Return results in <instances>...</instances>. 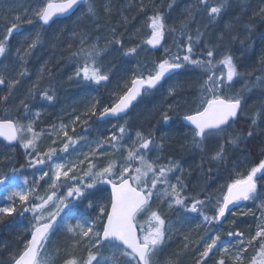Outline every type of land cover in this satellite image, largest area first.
<instances>
[{
	"label": "snow or ice",
	"instance_id": "6c2138e0",
	"mask_svg": "<svg viewBox=\"0 0 264 264\" xmlns=\"http://www.w3.org/2000/svg\"><path fill=\"white\" fill-rule=\"evenodd\" d=\"M79 0H46L45 3L38 6L33 15L42 25H49L54 17L68 13ZM227 0H218L216 4H210L209 0H196L190 8L186 9V17L181 22L179 29L169 28L166 24L162 13L155 11L151 16L147 17V26L151 29L150 36L144 43L153 49L158 48L165 39L166 32L179 31L181 41L177 43V47L182 48L184 54L174 53L167 55L171 50L164 48L165 58L154 64V68L149 70L147 74H133L129 84L124 85V92L118 95L116 102L110 107L105 106L99 112V119L106 117L120 118L121 114L126 113L129 107L141 95L149 94L152 90L163 88V82L166 79H172L179 75L181 70L192 66L203 74L200 83V104L191 112H185L182 120L187 122L190 133V143L193 148L204 150L206 142L211 139L219 141L218 147L210 155V160L215 162H223L226 158V146H236L239 141L244 138H251L255 135L258 120H264V102L261 107L250 118L251 125L246 133L232 132L234 123L237 119L245 114L246 97L245 93L251 92L254 88H264V56H261L259 67L252 71L241 72L237 63L234 61L232 54H224L220 58H216L214 49L209 47L205 53L206 59L197 58L194 54V45L201 40L202 33L197 28L196 35L187 30L188 24L191 22L196 13L201 10L206 11L210 19H215L224 9ZM264 4V0H262ZM146 5L141 3L139 10L145 11ZM155 8V5H153ZM171 7V5H169ZM105 11H108L105 6ZM88 14L96 16V9L92 3H89ZM254 15L264 18V6L259 7ZM7 23L0 34V57H5L8 51L9 41L14 33L18 31L22 24L31 25L33 19L31 17L14 16L5 18ZM97 27H99L97 25ZM112 37L108 39V44L121 45L122 40L116 35L115 29H112ZM223 39V37H221ZM40 42V34L37 33L31 38L26 47L23 49L25 55L38 46ZM86 39L84 34H80V48L72 53L73 57L82 61V66L78 67L75 75L78 78L101 85L102 82L109 81V74L102 70L98 64V58L101 57L105 48L93 43L84 47ZM139 45L127 47L124 50L125 56H132L138 53ZM21 49H17L19 52ZM23 60V57L20 58ZM219 68V71L217 70ZM259 71L260 75H255ZM45 72V67L40 69L41 75ZM20 77L26 75V70H22L18 74ZM247 76L251 83L246 84L239 91H233L235 83L241 77ZM20 83L18 78L7 80L3 74H0V85L7 86L9 95L0 97V103H6L11 95L14 87ZM179 85H170L167 88V95L172 96ZM32 95V90L29 96ZM40 95L46 101H53L54 94L49 90H41ZM21 105L25 111L27 123L20 120H3L0 121V137L12 142L21 141V146L26 150L36 153V156L29 162L30 166L45 165L56 156L57 149L50 148L47 152L40 153L37 151V140L40 133L34 130L33 124L39 119L40 113L36 112L34 118L28 115V105L22 100ZM177 105L168 104L166 110L161 112L162 120L165 124L173 119L170 112H174ZM92 116L97 115L96 105L93 104L89 109ZM89 113L86 112L87 116ZM76 122H81V117L75 118ZM83 124H87L85 119ZM117 127L119 135L113 133L107 137H101L89 144L90 151L84 153V159L79 164L87 161V169L82 177L72 176L77 167V162L55 163L50 166L51 183L49 189H57L61 186L67 187V193L63 197H56V211H47L48 205L56 196L55 191L51 194L41 196L36 185L30 190H22L19 186L10 190L7 199L12 201L9 206L0 207V217L12 216L19 214L23 216L25 213L31 214V238L24 244L23 250L16 256L12 257V264H53V259L47 254L46 246L50 240L51 234L59 227L57 218L64 213L61 220H67L66 231L73 237L74 245L82 244L87 250L88 255L85 260L78 261L76 258H70L64 261V264H158L159 255L163 250L167 234L171 231L170 226L166 224V220L162 217L158 209L151 207L154 197L163 203L168 201V208L183 209L185 213H195L203 218V222L207 224L220 223L230 210V205H237L240 201H254L259 211L256 217L257 229L254 235L247 240L244 239V233L240 231H228L227 237L236 239V251L232 252L233 245H225L220 249L222 251L221 258L215 261V264H226L224 256L231 259L232 264H243L244 253L251 247L258 248L255 256L252 257L250 264H264V196L259 186L264 181V160H261L257 166L251 167L246 175L235 179L227 185V192L221 198H217L212 204L214 209L213 215H208L204 209L208 206L205 200L197 197L189 198L182 195L186 187L183 182V169L178 161H169L167 164H158L152 160L148 153L153 149L160 150L163 143H158L154 135L149 132L144 134L140 131L135 133V140L132 146L128 148L124 165L117 168L115 159H110L107 164L101 168H97L91 159L92 157H100L107 155L106 145L119 151L124 145L125 137L128 135L126 124ZM67 125L61 124L59 132L65 137V142L59 149V152L68 153L70 148H75L80 140H86V136L78 137L70 136ZM75 127L72 131L75 132ZM163 139V138H161ZM55 143V141H53ZM101 149H105L101 151ZM46 158V159H45ZM213 169L209 167L208 172ZM175 183L171 182L174 173ZM49 176V172H43L40 180H44ZM62 178L67 180H78L74 185H60L58 182ZM87 178V179H85ZM8 176L0 177V184H5ZM27 184V178L23 181ZM38 181L36 184L38 185ZM97 185H110L111 192L107 203L96 205L98 215L94 219H89L84 214L79 217L70 215L72 212L73 200H89L92 195L90 189H95ZM158 185L161 187L158 188ZM35 193L34 198L30 201L29 197ZM39 200V203H35ZM209 202L211 197L208 198ZM19 204V209L16 204ZM88 207H93V203L89 200ZM68 210V211H65ZM251 212V210H249ZM145 215L143 223L137 219L141 214ZM247 215L248 213H244ZM256 215L255 212H251ZM232 215H236L235 212ZM191 217L186 216L185 221ZM71 221H75L73 224ZM221 236L219 234L210 238V242L205 243L203 251L199 252V258L196 264H205L207 258L213 253L214 249L220 247ZM187 247V245H186ZM107 249L109 255H104ZM170 264V262H168Z\"/></svg>",
	"mask_w": 264,
	"mask_h": 264
},
{
	"label": "trees",
	"instance_id": "16d2710c",
	"mask_svg": "<svg viewBox=\"0 0 264 264\" xmlns=\"http://www.w3.org/2000/svg\"><path fill=\"white\" fill-rule=\"evenodd\" d=\"M105 1L106 0H94L92 2L96 9V16H90L88 13H86V9H88L86 5L83 10H81L76 16H74L73 19L68 20L67 22H63L60 27L56 28V30H58L59 28L67 29L70 40L66 44H64L63 42V44L66 45V49L58 51L54 54V48L57 47L56 43L59 45V43L62 42L56 41V43L53 44L54 48L51 51L47 61L46 59L45 61H34V65L37 64L39 66L38 75L34 77V74L32 72L33 75L30 76V71L26 72V78H24L25 80L22 81V93L23 91H26V93L28 92L27 96L29 99H32L30 98L32 96H29L30 90H32V92L34 93L35 91H37V93H35L36 96H33L37 102L44 100L42 99L39 92L41 90H49L52 94H54V96H57V103L54 102V104H57L58 108H56L55 105H52V107L47 108L48 110L43 109L41 113L47 115L54 114L55 116L59 115L61 116V119L59 122L53 123L55 124L53 129L55 130L52 129L53 131L50 134H46L45 136L43 135V141H40V139L42 138V134H40L39 139L37 140V151L40 153H44L47 152L50 148H56L58 154L56 156H53L52 160L48 161L45 165H37L36 167H32L30 165H26V163L30 162L32 159H28V157L23 154H20V156L16 154L14 157L13 155H10L8 152H6L5 150L7 147L0 143V177L7 175L11 178V182L8 185L9 187L13 185L14 180L12 178L14 177V175H17V177H20L23 181L25 178H27V184H25L26 191L30 190L33 185H36L37 190L39 194H41V196L51 194V192H53L54 190L49 188L44 190V182L43 180L39 179L43 172H50V166H54L55 163H66L67 158L74 151V153L76 154V158L74 161L77 162V167L74 172L70 173V175L82 177L84 171L86 170L87 161H85V163L82 165L79 164L78 161L81 159L82 154L80 151L76 150L81 149V147L85 145H88V149L90 151L89 144L92 141L98 140L101 137L110 136L113 134V131L118 132L117 127L115 126H119L121 124H126V127L129 126L126 119L116 122L108 121L100 123L98 121L99 112L101 111L100 106L105 105L110 107L112 105L109 104L111 102L107 97V92L103 90V87H96L94 83L84 81L83 79L78 78L75 75L77 68L82 66V61L72 56V53L78 51L81 46L80 34H84L86 39L84 47H87L88 45L93 43H98L100 47L105 48L103 55L98 58V61L102 60L106 57L107 46H117L116 44L107 43L108 39H110L113 35L112 29H115V33L122 40V44H126V42L128 41L127 37H125L124 33L121 30V28L128 23L127 21H123V18H125L124 15L130 11L132 13L144 12L139 10L140 6L131 7L130 2H133V0H108L109 8L108 11H105L102 8V3ZM153 1L154 3H151L149 0H140L141 3L147 6L146 11L149 12V14L144 18L140 29L137 32H134V34L139 32L142 33L144 32V30H148L147 17L151 16L155 11H157L158 7L161 8L163 16L167 14V8L169 7V3H171L172 0ZM253 1H256V5H253ZM1 2L3 1L0 0V3ZM217 2L218 0H209L210 4H216ZM189 3L190 5H192L196 3V0H182L181 7L185 6V8L181 10L180 13L185 12V14L180 17L183 19V21L187 15L185 10L190 6ZM153 5H155V8L153 7ZM261 6H264V4H262V0H227L226 6L215 19L208 18L203 21L202 17L199 14H196L193 20L189 22L187 29L193 35V37H195L196 35L197 28L202 33L200 42L194 45L195 56L197 58L206 59L207 57L205 53L207 51V48L211 47L214 49L215 45L213 44L215 40L213 38L217 37L218 35L220 37H223V39H221L222 44L217 43L220 45L218 50L215 52V56L217 59L220 58L217 56L220 53L232 54L234 61L237 63L238 68L241 72L252 71L254 68H258L260 58L261 56H264V18L260 17L259 15H254V13ZM3 7L5 6L2 5L1 8ZM117 16L121 18V28H118L116 24ZM32 19L35 20L36 17L33 15ZM129 20H131V18ZM97 25L99 27H97ZM76 27H78V32L75 31L74 33L73 29ZM247 27H250L252 31L247 32L245 30ZM90 31H92L91 34ZM34 32H36V29H34ZM168 34L169 33L166 32V40L164 39L163 48H165L168 43L174 40L178 43L182 42L179 31L172 33L170 39L167 38ZM44 42L47 43L45 35L40 39V43ZM174 46V49L170 52L174 51L173 54H184L182 48L177 47V43H174ZM147 50L150 51L149 48H147ZM57 56H59L60 59H65V61H54ZM163 58L165 57H163L162 53L159 51L158 54L155 55V61H153V65ZM133 60L134 58L132 59V61ZM42 66L45 67V72L41 75L40 69ZM28 67H31V65L28 64ZM141 68L142 67H140L139 69ZM217 70L219 71V68ZM117 72H119V68L117 69ZM255 75H260V72H255L254 76L252 77L253 80L255 78ZM114 76H116V74L110 76L109 79ZM131 79V76L126 78L125 84L130 85ZM202 79L203 74L199 71V69H195L192 66H187L186 69L181 70L179 75L174 76L170 80L168 79L163 88H160L158 91H166L170 85H179V87H177L173 98H170L169 101H165V104L159 107L161 108V112L166 110L168 104H173L175 95L178 94L180 90L187 89V96H191V94L197 93L195 89L200 86ZM38 81L42 83L41 86L37 84ZM111 81L112 84L107 86V88H112L114 84L113 79ZM71 83H73L74 87H76L75 90H80L83 92V94L89 93L90 91L91 93H93L91 96L95 101L94 104L96 105L97 115H91L90 120L87 124H83L82 120L81 122H76L74 124L73 122L69 121L68 116H65V111L61 113V110L64 108L62 107L63 100L61 98V88H64L67 84L71 85ZM75 83L79 85H76ZM249 83H251V80L247 76L241 77L235 83L233 91H239ZM124 90L125 88L120 91L118 95H121ZM117 96H115L113 102H116ZM245 97L246 100L248 98L250 99V101L246 102L247 106L245 108V112H248V116H245L244 114L237 119V121L233 125V128L230 129V131L234 133L247 132L248 128L251 125L250 118L254 115V112H256L261 107V103L264 102V88H254L251 92L245 93ZM146 101L147 100L145 97L144 100L133 110L134 113H144L142 115L143 117L145 116L144 120L147 117L150 118L148 120H145L141 124V129L143 130V132L145 130L154 131L155 128L157 129V132L153 133L155 135L156 141L158 143H163L164 145L162 155L164 157L173 159V161H178L181 168L183 169V182L186 187L184 188V191L182 193H185V196H188L189 198L197 197L201 200H205L208 206L204 209V211L206 212V214L213 215L214 209L212 208V204L215 203V200L217 198H221L224 195V192L221 196L218 195L211 197V201L209 202V197L202 194L201 188L203 186L201 187V183L205 181L204 187L206 186L207 188H212L213 182L211 178H213L214 180L225 179L228 184L232 183L234 181L232 176L238 166V163H240V161L242 160V156H247L250 159V167L257 166L261 160H264V120H258V126L256 127L255 135L253 137L247 138V141L242 139L236 146H226L225 160L223 162H215L210 160V155L218 147L219 141L217 139H211L206 142L203 151L198 148H193L190 143L189 129L184 127L183 124H174V126L172 124L176 118L177 120H179V118L181 117L180 114H178L176 111L170 112L169 114L172 115L173 119L167 124H165L162 119L160 123H155L153 121L156 117L152 116L153 113H147L145 115V112L148 109V105L141 108ZM29 105L31 106V102H29ZM5 106L6 105L0 103V121L6 120V109L4 108ZM248 106H250V111L248 109ZM23 111L24 110L17 112L16 117L18 118H16V120H27L24 116L25 113ZM79 112V110L75 111L73 114L74 117L79 116ZM183 114L184 113H182V115ZM45 119L46 116H43L40 119L35 120L36 126L34 127V130L36 132L41 133L40 131L43 128L51 129L52 124H50V122L48 123ZM61 124L67 125L66 130L68 131L69 135L72 134V128L75 127V132L84 134L87 139L80 140L74 149H69L68 153L59 152V149L62 147L66 139L59 132V126L57 127V125ZM150 131L144 132V134H148ZM117 135H119V133ZM53 141H55V143H53ZM123 142L124 141H122V143ZM105 147L107 149V155L97 157L93 160V162L96 164V167L101 168L105 166L110 159L116 160L117 167L122 166L125 162V158L121 152V148L119 151H117L107 145ZM175 147H180V150H182V155L176 152ZM104 150L105 149H101V151ZM183 155L185 157L187 156L188 159L183 158ZM188 161L193 162V166H191ZM209 167L213 169L211 173L208 172ZM176 175H180V173L177 172ZM193 177H197L194 186L189 183V180ZM203 177L206 178V180L203 179ZM37 181L39 182L38 185L36 184ZM64 182L65 180L62 178L60 185H65ZM263 183L264 181L260 182L259 186L261 187V189L263 188ZM70 185L72 184L70 183ZM95 194H93L92 197L97 198V203H107L109 198V193L107 190H104L101 187L98 188V191ZM57 195L58 193H56L55 197H57ZM34 196L35 193H32L30 195V201L34 198ZM262 196H264L263 191ZM91 198H89V200H91ZM89 200H83L79 203L73 202L72 211L77 209L78 205L85 206L89 204ZM156 201L157 199L156 197H154L153 203ZM39 202L40 201L35 200V203ZM165 202L168 204L167 200H165ZM10 204L11 203L3 202L0 199V207L9 206ZM16 207L19 209L20 205L17 203ZM176 209L180 210L183 215L188 217L199 216L195 213H185L183 209ZM249 210H251V212H255L256 215H252ZM240 211L242 212V214L248 213L247 215L249 216L236 224L231 231L243 232L244 239L247 240L250 236L254 235L257 229L258 221L256 217L259 216L260 213L256 208V202L241 208ZM70 214L74 215L73 212H71ZM63 215L64 213H61L59 219H61ZM74 216L78 217L77 214H75ZM58 225L59 227H57L52 233V237H55V239L59 236H63L67 232L66 223L64 221L59 220ZM207 226L208 230L204 231V233H196L195 231L192 234L188 230L184 231L181 234V238L184 240V244L180 246L178 251L175 249V253L177 251L176 255L175 253L168 255V258L165 261L170 262V264H196V261L199 258V252L203 251L205 243L210 242V238L217 234L221 236L220 247L213 250V253H211L209 258L206 259L205 264H215V261L221 258L222 251L220 249H222V247L225 245H233L231 251H236V239L227 237L226 233L228 231L226 233H221L222 228L217 227L215 224H207ZM0 229L17 233L16 237L19 239L20 247L18 248V251L13 255L16 256L23 250L25 242L31 235V214L25 213L23 216L19 214H13L12 216L0 217ZM51 244L53 245V241L52 243H50V245ZM176 245L177 244H175L174 246L176 247ZM255 249L257 248H249L248 251L243 254L244 258L250 260L254 256ZM183 250L184 253H182ZM1 257H4L5 260H1ZM12 257L1 254L0 264H12ZM73 257L77 259L79 258L76 255ZM86 258L87 257H83L84 260ZM224 258L226 264H228L230 261L228 256L225 255ZM160 263L163 264L164 262Z\"/></svg>",
	"mask_w": 264,
	"mask_h": 264
},
{
	"label": "rangeland",
	"instance_id": "374dc122",
	"mask_svg": "<svg viewBox=\"0 0 264 264\" xmlns=\"http://www.w3.org/2000/svg\"><path fill=\"white\" fill-rule=\"evenodd\" d=\"M2 1L3 2L0 3V9H1L2 5H4L5 7H9V9L12 8V6H16L20 10L30 9V10H27L25 12H28V14L26 16L27 17H31V18L33 16L34 10L38 6H40V5H42L43 3L46 2V0H2ZM93 1L94 0H89L90 3H92ZM252 3H253V5H256L255 4L256 1H253ZM28 4H29V6H28ZM181 4H182V0H172L171 3H169V5H171V7L167 8L168 9L167 10V14L164 15L166 24L168 25L169 28H173L174 27V28L179 29V27L181 25V22L183 21V19L180 16L185 14V12L180 13L181 10H183L185 8V6L181 7ZM189 5H190V3H189ZM105 6H107V9L109 8V1L108 0H106L105 2L102 3V8L104 10H105ZM190 7H191V5L189 6V8ZM157 11L162 13L161 8H159V7H158ZM86 13H88V9H86ZM196 14H199L202 17L203 21L209 18L207 13H206V11H201V12H198ZM11 15L12 14L8 10L7 14L2 17L1 23H0V25H2V26H0V27H2V30H0L1 31L0 34L3 33V29H4V27H5L6 23H7L5 18H9L10 19ZM15 16H20V14L15 15ZM12 17H14V16H12ZM21 17H25V16H21ZM34 23L36 24L35 20H34ZM147 24H148V22H147ZM24 28H25V26L22 24V26H21V28L19 30H23ZM245 30L247 32H251L252 31V29L250 27H247ZM43 32H44V30H40L38 28V29H36V32H34V30H33V32L29 33V35L27 33H20L19 35H14V41L15 42L18 41L19 46L17 45V47L19 49H21L19 51V59H18L19 61H21L20 58L21 57L24 58V56H28L27 59L33 58L34 53L41 48V43L39 42L38 46L36 48L32 49L28 55H25V52L23 50L26 47L27 42L31 38H33L37 33L40 34V39L43 38L44 35L46 37H48V39H49L48 43H51V44L52 43L55 44L56 41H60V40L62 42H64V44H66L70 40V36L68 35L66 28H59L58 30H56V28H55V29H52V30L48 31L47 33H43ZM150 32H151V29L148 27V30H144V32H142V33L141 32L137 33V35H139L138 38L135 41H127L126 44H123V47H121V45L107 46L106 47L107 48L106 49V57L104 59L98 61V64L100 65L102 70L107 72L109 74V77L114 75V74H116V76L110 78L109 81L102 82L101 85H96L95 84L96 87L97 86L98 87H103V90L107 92V97H108V99H110V102H111V103H109L110 105L115 103V102H113V99H115V96H117L119 94V92L124 89L123 87H124L126 78H128L129 76L133 77L134 73L135 74H140V73L147 74V72L149 70L154 68L153 61H155V55L158 54L159 51L162 53V56L165 57L164 49H160L158 51H155V49L154 50L151 49L150 46H148V45H146L144 43V41H146V39L149 38ZM168 33L169 34H168L167 38L170 39L173 32L169 31ZM213 39L216 42V43L214 42V44H213V45H215L214 52H216L218 50V48L220 47V45L217 44V43H221L222 44L221 37L217 35V37H214ZM11 40L12 39H10V41H9V47H8V53L7 54H9V53H11L13 51V47H12V43H11L12 41ZM137 45H139L137 54L132 55V56H125L123 54L124 50L127 47H132V46H137ZM166 45H167V43H166ZM165 47H168V48H170V50H173L174 47H175L174 46V41L168 43V45L165 46ZM147 48H150L151 51H148ZM173 52L174 51L168 53L167 55L170 56V55L173 54ZM147 53H148V55H147ZM224 54L220 53L217 56L221 57ZM14 56H16V53L14 54ZM133 58H134V60L132 61ZM19 61H13V63H16V62H19ZM140 67H142V68L139 69ZM118 68H119V72H117ZM1 74H3L5 76L6 84H7V80L15 79V78L19 79V77H20L18 75L19 74L18 72H14L13 75H11L10 72L7 73L5 71V69H3ZM37 75H38V72L34 74V77H36ZM112 79H113V83H114L112 88H107V86L112 84V81H111ZM23 80H24V78H22L20 83L17 84L14 87V89L11 92V95L9 96L8 101L6 103H2L3 105L7 106V107L6 106L4 107L6 109V111H5L6 120H16V118H18L16 116H14V114H15V112L17 113V111L20 112V111L24 110L22 105H21V101L22 100L28 105V109H29L28 115L33 116V118H34V114L36 112L40 113L39 119L41 117H43V116L47 117L48 116L47 114H42L41 112H42L43 109L48 110L47 108L52 107V105H55V107L58 108V105L54 104V102L57 103V96H55V99L53 101H51V102H47L45 100L37 102L35 100V98L33 97V96H36L35 93H37V91L34 90L35 93L32 92V95H31L32 97H30L32 99H29L28 96H27L28 92L26 93V91H23V93H22V85H23L22 81ZM68 83H70V82H68ZM77 83H75V84L79 85ZM6 84L5 85H0V93H1L0 96L1 97L5 96V95H9V90H8ZM37 84L39 86H41L42 83L40 81H38ZM66 87L72 88V89L76 88V87H74L73 83H71V85L67 84ZM17 90H18V93H19V97H16L17 96L16 95L17 94ZM184 91L187 93L188 90L187 89L180 90L178 92V94L181 93V92H184ZM195 91H197V93L191 94V96H187L186 98H184L182 101H179V102L177 101V97H176L177 94L175 95V99L173 100V104L177 105L175 111L178 114H180L181 117L179 118V120H177V118H176L173 121V123H172L173 126H174V124H176V125L182 124V121H183L182 120V113L194 111V109H196L199 106V102H200V86L198 88H196ZM92 94L93 93H91V91L89 93L83 94V98H82L83 101H81V103L72 102L71 113L74 114V112L77 111V109H79V111L81 112L85 107H87V106L91 107L95 103L93 97L91 96ZM25 96H26V98H25ZM173 96H174V94L172 96H168L167 95V91H163V92L162 91L161 92L157 91L155 93L147 94L146 95V100L147 101L142 105L141 108H143V107L148 105L147 106L148 109L145 112V115L147 113H153L152 116L156 117V118H154L153 122L160 123L162 117H161V108H159V107L164 105L165 101H169L170 98H173ZM247 101H250V99L248 98L246 100V102ZM29 102H31V106L29 105ZM100 107H101V110H102V108L105 107V105H102ZM248 109L250 111V106H248ZM63 111H65V116H68L69 121H71V122L75 121L76 117H74V115H70L71 113L67 112L64 108L61 110V113ZM23 112L25 113V111H23ZM143 114L144 113H141V112H137V113L133 112L129 116V118L126 119L127 124H129V126L127 127L128 135L125 137L124 142L122 143L124 146L121 147V152H122L124 158L127 156L128 148H130L132 146V143L135 140V133L137 131H140L142 133L150 131V130H145L143 132V130L140 127L141 124L145 120L150 119V118L147 117L144 120L145 116L143 117L142 116ZM24 116L26 117V114H24ZM245 116H248V112H245ZM20 121H22L23 123H27L28 122V120H20ZM35 126H36V123L33 124V127H35ZM54 126H55V124H52L51 125V129L43 128L40 131L41 132L40 134H42V138L40 139V141H43L44 136L46 134H50L53 130H55V129H53ZM58 126H60V125H57V127ZM150 132L154 135V133L157 132V129L155 128L154 131H150ZM113 133L118 134V132H116V131H113ZM80 135H84V134L78 133V132H72V134L70 136L78 137ZM154 137H155V135H154ZM244 140L247 141V138H244ZM175 148H176L175 149L176 152L178 154L182 155V150H180V147H175ZM5 151L8 152L10 155H13L14 157H15L16 154L18 156H20V154L26 155L28 157V159H33L36 156V153L32 152L30 149L29 150L24 149L21 146V141L20 140H18V143H17V145L15 147L6 148ZM76 151H80L81 152L82 157H81L80 160H83L84 159V153L89 152L88 145H85V146L81 147V149H77ZM162 152H163V148L160 149V150L153 149L151 152L148 153V156L152 160H155L158 164H161V165L167 164L169 161H173V159H170L168 157H164L162 155ZM75 158H76V154L73 151L69 155V157L67 158L66 163L74 161ZM96 158L97 157H92L91 159L94 160ZM241 159L242 160L240 161V163H238V166L235 169L234 174L232 176L233 180L239 179V178H241V176L246 175L247 172L249 171V169L251 168L249 166L250 159L247 156L246 157L242 156ZM79 161H78V163H79ZM26 165H30V163L27 162ZM117 168H119V167H117ZM86 169H87V166H86ZM175 175H176V173H174L172 175V177H171V182L172 183L176 182L175 178H174ZM12 179L14 180L13 185L11 187L8 186L7 188H5L0 193V199L3 202L12 203V201L7 199V196L9 195L10 190L12 188L19 186L22 190H25V184L23 183V180L20 177H17V175H14V177ZM85 179H87V178H85ZM196 179H197V177H193L192 179L189 180V183L194 186L195 183H196ZM203 179L206 180V178H204V177H203ZM211 180L213 182L212 183V188H207L206 186L204 187L205 181L201 183V187L203 186L201 188L202 194H204V195H206L208 197H213V196H218V195L221 196L223 194V192H224V194H226L228 183L226 182L225 179L214 180L213 178H211ZM43 182H44V187H43L44 190L48 189L49 188L48 185L51 183V171L49 172V176L44 178ZM60 182H58V183L60 184ZM78 182H79L78 180H73V181H65L64 183H65V185H70V183L72 185H74V184H77ZM262 185H263L262 191L264 192V183ZM103 186L104 185H97V187L95 189H90L89 192H91L92 195H93V194H95L98 191V188H101V187L103 188ZM160 187L161 186L158 185V188H160ZM53 190L56 193H58L57 197H63L67 193V187L66 186H61V187H58L57 190H55V189H53ZM92 195L89 198H91ZM182 195H185V193H182ZM96 200H97V198H95V197L91 198V201L93 203V207H91V208L88 207V204L85 205V206L78 205V208L75 209L72 212L74 213V215L78 214V217L81 214H84L90 220L94 219L98 215V210H97L96 205L102 204L100 202L97 203ZM81 201H83V199H81V200H73V202H75V203H79ZM152 203H153V200L151 202V207L153 209H158L159 210V212L161 213L162 217L166 220L167 225L170 226V228H171V231L167 234V238H166L165 244L163 245V250L160 253L159 260H158V264H161L159 261H163L164 262L163 264H168V261H165V260H167L168 255H170L172 253H175V250L173 249V246L177 243V240L180 239V241L178 243L180 246L184 244V240L181 238V234L184 231L188 230L192 234L195 231H196V233L197 232L198 233L199 232L204 233V231L208 230V226H207V224L205 222H203V218L200 217V216L191 217L190 220L185 221V217L186 216L183 215L180 212V210L176 209L175 207L172 208V209H169L168 206H167V203L165 201L163 203H161L159 200H157L153 204ZM252 203H255V202L251 201V204ZM47 211H52V212L56 211V197L53 198V201L51 203H49L45 214H47ZM65 211H67V210H65ZM248 216L249 215L246 216L245 214H242L241 211L236 213V215H231V217L229 218L228 222L225 223L224 225L220 226V228H222L221 229V231H222L221 233H226L227 231L233 230V228H234V226L236 224H238L241 220H243L244 218H246ZM59 218L60 217L57 218V223L59 222V220H61ZM145 218L146 217H145V215L143 213L140 216L137 217V219H138V221L140 223H143ZM63 221L65 223L68 222L67 220H63ZM71 222L73 224L75 223V221H71ZM213 224L216 225V223H213ZM209 225H211V224H209ZM223 228H224V230H223ZM225 228H227V229H225ZM54 239H55V237L51 236L50 237V242L46 246L47 254L50 257H52L53 264H64V262H58V260H57V259H60V256H61V258H63L64 253L66 255L72 256L71 258H75L73 256L76 255L77 257H79L78 259L77 258L76 259L78 261H81V262L84 260L83 257H87L88 250L82 244L74 245L73 237L71 236V234L66 232L63 236H59L55 240ZM52 241H53V245L52 244L50 245V243H52ZM257 251H258V248L255 249L254 256L256 255ZM176 253H177V251H176ZM176 253H175V255H176ZM103 254L104 255H109L110 253L108 252L107 249H105ZM251 259L249 260L247 258H244L243 264H250ZM229 260L230 261H229L228 264H232L231 259H229ZM188 263H189V261H188Z\"/></svg>",
	"mask_w": 264,
	"mask_h": 264
},
{
	"label": "bare ground",
	"instance_id": "6f19581e",
	"mask_svg": "<svg viewBox=\"0 0 264 264\" xmlns=\"http://www.w3.org/2000/svg\"><path fill=\"white\" fill-rule=\"evenodd\" d=\"M149 1L151 3H154L153 0H149ZM130 3H131V7L141 5L140 0H133V2H130ZM28 6H29V4H28ZM8 10L12 14L11 15V17H12V16H15L18 14H20V16H26L28 14V12H25V11L30 10V9L20 10L16 6H12V8H10V9H9V7H3L0 9V23H1L2 17L7 14ZM148 14H149V12H147L146 10L143 13H132L131 11L128 12L127 14L124 15L125 18H123V21L124 22L127 21L128 23L125 26H123L122 28H121V18L119 16H117L116 24H117L118 28H121L122 32L124 33L125 37H127L128 41H135L138 38L139 35H137V33L134 34V32H137L140 29V27L144 21V18ZM130 18H131V20H129ZM0 26H2V25H0ZM77 29H78V27L74 28L73 32L74 33H75V31L78 32ZM0 30H2V27H0ZM33 30H34L33 27H28L26 33L29 35V33L33 32ZM91 32L92 31H90V34H91ZM47 43L45 44V47L39 51V53L37 55V59H36L37 61H45V59L47 61L48 56H50V53L53 50L54 46H53V43L52 44L51 43L47 44ZM56 45H57V47H55L54 51H53L54 54L58 51H62L63 49H66V45H64L63 42L59 43V45L56 43ZM54 61H65V59H60V57L57 56ZM32 68H33L32 70H33L34 74L37 73L39 70V66L37 64L33 65ZM66 86L64 88H62V90H61V98L63 100L62 101V107H64L67 112L71 113L72 102L81 103L82 98H83V92L80 90H75L76 88L72 89V88H68ZM176 97H177L178 102L182 101L184 98L187 97V93L185 91L181 92V93L177 94ZM25 98H26V96H25ZM90 108L91 107L87 106L79 113V116L81 117L82 121L86 119L89 122L90 117H91V114L89 112ZM77 110H79V109H77ZM86 112L89 113L87 116L85 115ZM16 115H17V113L15 112L14 116H16ZM70 115H73V114L71 113ZM60 119H61V116H59V115L55 116L54 114H48V116L46 117L45 120L48 123L50 122V124H53V123L59 122ZM48 123H46V124H48ZM182 157L188 159L187 156L185 157L183 155ZM188 163L191 166H193V162L188 161ZM225 229H227V228H225ZM10 233H12V234H10ZM16 236H17L16 232H10V231H6L4 229H0V255L3 254V255H6L8 257H12L18 251L20 244H19V239ZM179 241H180V239L177 240V243H176L177 245H176V247L174 246V250L175 249L177 251L179 250V248H180V245L178 244ZM182 253H184V250L182 251ZM71 257L72 256L66 255L64 253L63 258H61V256H60V259H57V260H58V262H64L65 260L70 259ZM1 260L4 261L5 258L1 257ZM159 262H163V261H159Z\"/></svg>",
	"mask_w": 264,
	"mask_h": 264
},
{
	"label": "water",
	"instance_id": "95a60500",
	"mask_svg": "<svg viewBox=\"0 0 264 264\" xmlns=\"http://www.w3.org/2000/svg\"><path fill=\"white\" fill-rule=\"evenodd\" d=\"M78 4H79V3H78ZM78 4H77L76 6H78ZM76 6H74V7L76 8ZM74 7H73V9H71L68 13H66V14H64V15H60V16L54 17L53 20H54V19H57V18H63V17H65V16L70 15V14L74 11ZM50 23H51V22H50ZM142 96H143V95H141L140 97H138L136 101H133V104L129 107V109L127 110V112L121 114V117H120V118H123V117L127 116L128 113H129V112L131 111V109L133 108V106H135V105L139 102V100L142 98ZM108 119H118V118L109 116V117H106V118H104V119H100V120H101V121H106V120H108ZM184 124H185L187 127H190V126L187 124V122H185V121H184ZM0 139H1L2 141H4L6 144H8V145H14V144L16 143V141L9 142V141L5 140L3 137H0ZM7 182H8V180L5 182V184H0V189H1L2 187H4V186L7 184ZM106 187H107V188L109 189V191L111 192V186H110V185H106ZM248 202H249V201H240L237 205H234V206H233V205H230V206H229V209H230V210L226 213L225 217L222 218V219H221V222L218 223V224H222V223L225 221L226 217H227L232 211H234L235 209H237V208H239V207H241V206L247 204Z\"/></svg>",
	"mask_w": 264,
	"mask_h": 264
}]
</instances>
